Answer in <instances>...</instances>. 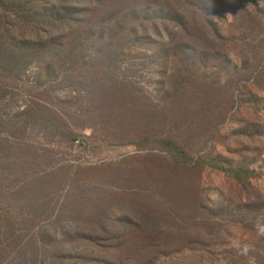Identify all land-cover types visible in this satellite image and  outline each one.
Masks as SVG:
<instances>
[{"label":"trees","instance_id":"16d2710c","mask_svg":"<svg viewBox=\"0 0 264 264\" xmlns=\"http://www.w3.org/2000/svg\"><path fill=\"white\" fill-rule=\"evenodd\" d=\"M185 4L175 7L154 0H0V105L12 100L17 89L32 96L10 123L0 122V264H164L170 258L169 250L160 249L162 244L152 241L155 239L148 235L151 231L127 218L122 221L110 217L113 208L109 213L99 211L98 202L93 209L71 208L79 166L59 159L54 148L29 138L41 131L71 146L78 144L85 151L92 147L79 133L81 128L72 125L76 122L102 127L171 124L170 115L163 109L170 106L171 97L196 101L209 99L207 95L198 96L200 91L223 89L217 84L220 80L209 78L217 68L208 71L211 61L207 64L208 58H202L191 43L192 29L187 25L188 18L184 21L185 11L188 15L190 10ZM141 66L149 68L156 99L140 93L137 81L125 75L130 68ZM32 67L35 70L31 71ZM236 77L222 85L227 89L237 82L232 93L238 96L244 86L242 77ZM170 90L173 95H169ZM63 91L68 95H55ZM227 103L198 107L199 115L207 118L202 124H210L209 120L223 124ZM174 120L176 124L192 122L184 114L174 116L171 122ZM145 137L133 145L140 148L141 143L153 142L160 152L168 149L167 154L178 156L169 158L176 166L213 167L242 184L256 177L248 166L228 167L194 158L166 137H151L149 132ZM90 185L102 186L85 179L77 183L86 192ZM101 191L99 187L96 192ZM242 211L244 218L251 219L253 212L239 207L230 210L228 217L236 218ZM120 221L124 234L104 236L110 227L118 229ZM247 221L250 225L237 223L255 231L252 221ZM130 234L137 235L133 238L136 248H128L117 261L88 256L90 251L119 249ZM192 244L172 253L190 251L201 263L211 261ZM150 250L158 251L148 259ZM160 256L168 259L160 261Z\"/></svg>","mask_w":264,"mask_h":264},{"label":"rangeland","instance_id":"374dc122","mask_svg":"<svg viewBox=\"0 0 264 264\" xmlns=\"http://www.w3.org/2000/svg\"><path fill=\"white\" fill-rule=\"evenodd\" d=\"M154 1L172 3L175 7L188 4L190 12L187 15L185 11L184 21L188 18L187 25L192 29L191 43L199 49L202 58H208L207 64L211 61L208 71L212 72L213 66L217 68L209 78L220 80L216 83L223 89L214 87L210 93L200 91L198 96L207 95L209 99L196 101L170 96V106L163 109L170 115L171 124H107L102 127L76 122L72 125L81 128L79 133L88 138L92 147L85 151L78 144L71 146L41 131L33 132L29 139L54 148L59 159L79 166L73 187L76 198L70 200L71 208L93 209L98 203L99 211L113 208L110 217L122 221L127 218L139 224L151 231L148 235L155 239L152 241L162 244L160 249L171 252L169 259L160 256V261L168 259L164 264H264V0ZM138 68H130L125 75L137 81L140 93L156 99L158 93L151 82L152 75L147 73L149 68ZM239 76L244 89L237 96L232 93L237 82L227 89L222 84ZM30 80L33 81V76ZM67 93L55 95L66 96ZM26 94L17 89L12 100L0 105V122L8 124L20 108L24 110V101L32 97ZM173 94L170 90L169 95ZM226 102H229L228 114L223 124H213L212 120L210 124H202L207 118L199 115L198 107ZM179 114L189 115L192 122H171ZM148 132L151 137H166L194 158L213 160L228 167L248 166L256 177L242 184L213 167L176 166L169 158L178 156L167 154L168 149L166 153L163 149L160 152L153 142L141 143L140 148L133 145L146 138ZM84 179L89 184L100 182L102 186L90 185L86 192L77 186L78 180ZM99 187L102 194L96 192ZM99 195L103 197L98 200ZM237 207L251 210V219L244 218L243 211L238 212L236 218L228 217V212ZM247 220L252 221L255 231L237 223L250 225ZM110 225L111 222L108 227ZM118 226L114 231L110 227L108 235L104 236L124 234L121 221ZM134 237L130 234L126 238L128 242L119 249L103 253L90 251L88 256L115 262L128 248L135 250ZM190 242L193 249L210 256L211 261L205 259L201 263L198 255L190 251L182 255L172 253ZM155 251L150 250L146 258H151Z\"/></svg>","mask_w":264,"mask_h":264}]
</instances>
